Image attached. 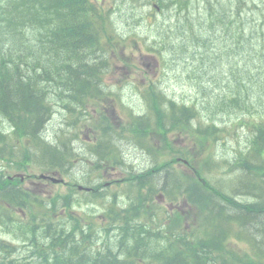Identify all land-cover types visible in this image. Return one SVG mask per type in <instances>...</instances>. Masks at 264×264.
<instances>
[{"label": "trees", "instance_id": "obj_1", "mask_svg": "<svg viewBox=\"0 0 264 264\" xmlns=\"http://www.w3.org/2000/svg\"><path fill=\"white\" fill-rule=\"evenodd\" d=\"M4 3L5 9L3 10V17L0 19V27L9 28L14 35V47L18 52H31L37 54L36 61L29 65L26 69H19L15 66L7 64L5 61L0 62V154L8 150L13 152V159L18 160L22 158V164H28L35 159H40L44 163L52 166V162H56L62 166L65 165V159L68 156L79 155L77 149L72 145L77 142V135L75 130H69V136L59 138V135L53 138L48 134L47 125L51 121L54 112L58 107H61L64 114L69 113L74 115L76 107L79 115H84L83 105L86 99L91 95L88 91L94 87V82L91 78L94 74V65H83L73 73L76 75L74 78L69 79V83L63 84L52 90L47 94V85L55 83L56 79L70 67L77 68L78 55L77 51L71 49L70 43L74 40L78 41L79 45L82 42L81 32L86 28L85 24L97 25L101 20L99 13L89 8L85 0H1ZM264 6V0H259ZM222 14L226 13L225 11ZM77 18V19H76ZM228 24L234 25L238 31L237 34L229 38L230 46L225 44L226 49L229 51H236L239 49L240 56L245 55L250 49L242 48L249 43V34L244 32V23L237 16L236 19L228 15ZM76 19V20H75ZM82 20L84 23L77 20ZM1 30V28H0ZM2 31V30H1ZM39 33H43L40 36ZM39 35V38L37 36ZM78 39V40H77ZM32 41V42H31ZM36 42V43H35ZM241 48V49H240ZM256 50L252 48L254 54ZM44 56H50L46 58ZM241 56V57H242ZM72 70L69 72L71 73ZM261 80L260 92L264 93V64ZM253 84V81H252ZM70 85V90L65 92L66 86ZM258 87V84H256ZM77 90V91H76ZM253 92V91H252ZM256 92L252 93V96ZM251 96V98H252ZM147 103L149 109L155 112L157 123L156 129L161 130L164 122L165 115L161 111V101L154 93H149ZM231 102L246 103L242 100L240 95L233 97ZM75 103V104H74ZM243 110L249 116L252 113L258 114L261 111L255 110L253 103L243 104ZM172 108L175 105L172 104ZM42 110V111H41ZM181 117L177 111H173L171 115V128H177L181 125L188 123L185 118L187 110L182 111ZM152 111H147L142 117H133L123 123L121 133H129L132 138L141 140L145 138L146 146L149 157L153 166L143 174L131 177L127 180V187L124 191V196L128 197L131 191L136 190L133 196L135 200L139 201L142 206L147 203L150 204V197L143 196L141 190L149 183L157 189H165L167 195L178 192L182 186H195L196 182L191 177H184L180 174L166 175L165 181H161L160 173L164 168L170 166L169 163H158L159 153H155L152 133L154 131L153 125L150 121ZM254 119L253 116L250 117ZM77 120L69 123L70 127H75ZM9 124V126H7ZM255 132L249 140L246 152L240 153L238 159L234 162V166L243 167L244 169L253 168L259 156L264 152V122L260 121L259 125L253 126ZM156 137L161 139V142L168 147L165 136L156 132ZM122 140L117 139L110 134L106 133L101 141L99 148L96 152L88 151V155L99 157L113 151L119 153V144ZM137 147L142 150L143 146L139 141H133ZM30 144V149L25 151L20 147V144ZM106 142V143H105ZM229 143V142H228ZM226 141H223V145ZM61 148V149H60ZM2 149V150H1ZM230 157L231 153L226 154ZM81 156V154H80ZM125 159V155H123ZM219 160L228 165L230 160L225 156H218ZM127 161V159H125ZM8 171L7 168L0 164V201L7 199L13 202H18L23 199V196L17 193V189L10 186L6 182L4 174ZM173 182L169 187L167 179ZM244 188L239 193L242 198H247L251 203H245L249 214L243 213L240 204H233L229 209L221 207L218 203L212 204L213 200H207L204 197L202 203L207 207L208 202L211 205L210 216L220 224L221 228L229 220L237 221L244 232L248 235L251 245L254 249L251 251V258L254 264H264V191L255 186L252 178H241ZM179 186H175V185ZM173 189V190H171ZM151 191V189H148ZM133 194V193H131ZM204 194V193H203ZM206 195V194H204ZM117 200H125L123 196L112 195ZM208 197V196H207ZM151 205V204H150ZM151 207V206H149ZM50 211H55L56 208L52 205L48 206ZM3 216V211L0 209V219ZM48 224L47 221H42ZM57 229L63 228L61 224L54 225ZM217 230V223L214 225ZM223 229V228H222ZM228 230V227H227ZM216 232L215 240H218L222 234L227 232ZM35 238L37 241L42 240L39 232H36ZM72 242V239H71ZM196 243L193 241L182 242V245L193 246ZM2 248H7L4 243L0 242V254ZM64 250H70L68 245L63 246ZM124 248L131 249L130 246ZM135 250V249H134ZM210 249L207 248L206 251ZM134 252V251H133ZM101 251H97L96 255L99 256ZM133 254V253H132ZM201 255L192 248L190 257L186 260L180 257L173 258L169 262V257L162 255L164 264H204ZM232 264H251L249 258L241 259L234 258ZM91 264H105L95 259ZM219 264H230L229 262L221 259Z\"/></svg>", "mask_w": 264, "mask_h": 264}, {"label": "rangeland", "instance_id": "obj_2", "mask_svg": "<svg viewBox=\"0 0 264 264\" xmlns=\"http://www.w3.org/2000/svg\"><path fill=\"white\" fill-rule=\"evenodd\" d=\"M98 1H101L102 3L101 12L103 14H106L110 3H113L114 1L119 3L116 7L111 8V10L114 9L115 20L118 21L117 27L122 34L116 26H114L115 32L118 35H123L124 39L122 42L123 48L119 51L112 50L109 52L110 59L108 62L114 68L115 73L110 72L106 84L112 86L116 85L114 82H118L120 85L122 84L121 80L130 79L129 88H132L134 85H139L138 89L140 92H148L151 89L160 98L161 111L166 117L172 115L171 111L165 110V108L169 106V97H173L170 100L175 101L178 104H185L188 106L194 105L199 98L203 97L204 100L198 104L204 110L201 113L202 118L210 117L212 122L216 124L219 129H223L220 133V142L218 144L211 143L210 155H213L216 160H218L217 156H225L230 160L232 155H230V157L226 155L229 151L235 152L236 150H244L242 144L244 142L243 136H241V134L245 133L244 130H240L239 127L232 128L233 116H229L227 111L222 112V109L219 106L225 95L227 96V99L231 95L227 91L233 88L234 83L227 67H234L236 61L240 57L239 49L234 52L229 51L228 48L226 49L225 44L230 46L229 39L227 41L224 40L226 33H217L211 36L206 34L212 48L201 54L204 56V64L200 62L199 54L195 55L196 59L187 55V53H191L190 49L192 51L197 49L194 44L189 45L188 49L184 52L179 50V48L182 47V43L183 45L185 44L182 40L183 33L199 25V23L196 22V17L206 7V1L199 0L196 6L191 9L189 16L193 18V21L183 10L178 17L174 5H169L170 0H165L166 6L159 14L155 13L152 8L142 6V3H145L146 0H114L113 2H111L112 0ZM120 2L123 3L121 4ZM151 3L152 2H150L149 5ZM259 3V0L248 1L247 7H245L248 15H253V17H255V6H260ZM178 20H180V22H178ZM243 31L247 32V35L249 32L251 33L248 35L250 37L249 43L242 48L250 49L255 46L258 49L264 50V28L256 31L251 29H244ZM237 33V30L233 32L234 35ZM127 34H134L136 37L133 35L127 37ZM94 47L95 43L85 45L82 49L81 55L84 57L91 56L95 52ZM259 61H264V51H261ZM125 92L126 95L130 94L127 90ZM237 92L244 97L245 90L241 84H237L236 91L233 94ZM102 99H105V97ZM97 100L99 101V99ZM114 100V97L110 101L105 100L103 102L104 108L100 106V108H102L100 111H108L110 108L109 104L113 105ZM98 101H96L95 98L90 100L87 104V110L91 112V116L94 118H96V115L93 111ZM130 101L137 106V102L134 103V100ZM235 107L236 104L234 108ZM114 108L115 113H118L117 106ZM137 108L139 109L138 106ZM74 109L76 112L74 113L76 118L69 113L64 114L61 107L57 108L50 119L51 121L47 125V132L50 136L55 138V135H59V139L65 137V134L69 136V130L76 131L75 127L69 128V123L77 120V124L83 120L84 115H79L78 117L76 107H74ZM231 114H235V111H232ZM200 120V118H197L196 115H194L190 122L195 123L196 125H202L203 122H200ZM56 131L58 132L56 133ZM81 134L86 135L84 130ZM195 140L196 139L185 129L182 130L177 140L173 139V142L176 144H178V142L181 144L186 143L188 151L193 154L196 149L200 148V146L195 143ZM76 141L77 142L75 143L74 141L72 145L77 149L78 154H81V156L88 155L86 153L87 150L83 149L79 144L78 139ZM223 141H226L225 145H223ZM232 145H234V148H231ZM118 148L122 153V157L125 155L127 161L133 163L136 161L135 154H140L145 166L150 165L149 159L145 155L144 150L137 147L134 142L128 139L122 140ZM216 174L218 176L225 175L224 184H226L231 178V175L226 172L225 165L219 166ZM167 185L171 187L173 182L170 179H167ZM55 191L63 190L54 189L52 192ZM45 192L50 191L44 190L43 187H40L38 192L32 193L39 195ZM44 196L46 195L42 194V197ZM237 198L243 201H248L247 198H242L240 196ZM211 203L215 204V201H212ZM180 211L187 215L189 224H194L196 222L195 208L186 206L185 203H182ZM14 219H19V217L15 216ZM217 225L219 233L227 230L226 223L223 225V229L220 224L217 223ZM14 230V226L1 225L0 237L7 238L1 236L2 233L9 232L13 234ZM11 236L12 235H9V238ZM228 245L229 243H227V246Z\"/></svg>", "mask_w": 264, "mask_h": 264}, {"label": "bare ground", "instance_id": "obj_3", "mask_svg": "<svg viewBox=\"0 0 264 264\" xmlns=\"http://www.w3.org/2000/svg\"><path fill=\"white\" fill-rule=\"evenodd\" d=\"M77 91V90H76ZM75 104V103H74ZM42 111V110H41ZM232 134V133H231ZM229 138V137H228ZM233 139V138H232ZM231 140V139H230ZM106 143V142H105ZM61 149V148H60ZM85 152V151H84ZM134 153V152H133ZM169 179V178H168ZM226 180H229V179H226ZM224 182V181H223ZM225 183H226V181H225ZM172 186V185H171ZM205 196H207V195H205Z\"/></svg>", "mask_w": 264, "mask_h": 264}]
</instances>
